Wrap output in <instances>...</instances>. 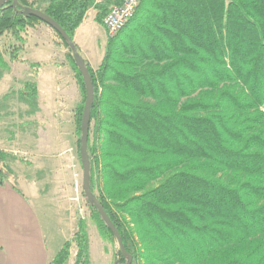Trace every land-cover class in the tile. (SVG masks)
<instances>
[{
	"label": "trees",
	"instance_id": "1",
	"mask_svg": "<svg viewBox=\"0 0 264 264\" xmlns=\"http://www.w3.org/2000/svg\"><path fill=\"white\" fill-rule=\"evenodd\" d=\"M42 1L45 9L19 0L17 10L8 1L0 39L23 42L44 24L21 13L30 8L75 44L91 9L103 26L124 0ZM70 58L83 94L75 115L81 161L86 86ZM87 67L95 91L90 185L132 264H264V0H141L108 38L101 65ZM25 88L36 103L37 84ZM9 158L0 150L1 186L15 178ZM90 206L102 238L118 242ZM73 246L74 264H91L84 226L49 264H67Z\"/></svg>",
	"mask_w": 264,
	"mask_h": 264
},
{
	"label": "rangeland",
	"instance_id": "2",
	"mask_svg": "<svg viewBox=\"0 0 264 264\" xmlns=\"http://www.w3.org/2000/svg\"><path fill=\"white\" fill-rule=\"evenodd\" d=\"M27 1L36 8L46 7L42 0ZM95 18L96 11L91 9L78 32L75 43L83 59H85V48H94L96 53L94 62L97 65L102 62L109 36L105 27L98 24ZM34 28H29L22 35L23 42L17 41L10 33L0 39L3 59L0 63V74L13 72L7 63H20L24 57L38 65L31 72L26 68L27 71L24 73H17L19 80L15 79L9 84L6 101L13 106L7 112L6 118L0 117V138L7 141L18 134L24 138V142L20 145L22 149L18 150L22 154H9L7 165L21 178L37 183L42 194L47 193L50 196L51 211L53 210L56 215L57 230H61V233H57L56 226H50L42 213L41 223L52 255L56 256L61 250L62 238H66V241L72 240L79 227L84 226L89 236L91 264H121L118 242L102 238L93 218V209L83 190V169L78 148L80 137L75 116L77 109L83 103V94L70 58L73 51L64 45L53 30L59 45L50 42V45H46L45 52L40 50L41 52L37 51L30 56L23 54L27 33ZM47 60L48 65L45 64ZM14 72L16 74L15 70ZM23 76L32 77L33 82L38 78L41 94H38L36 103L32 102L36 104L35 107L22 95L26 90V83L21 78ZM48 82H50L49 89L44 86V83ZM3 90L4 88L2 92ZM42 103H48L50 111L44 107L42 111L39 110L37 104ZM18 105H23L26 110L20 108V111H16ZM94 195L99 196L97 190ZM76 254L77 249L73 246L72 256L67 264L75 263Z\"/></svg>",
	"mask_w": 264,
	"mask_h": 264
},
{
	"label": "crops",
	"instance_id": "3",
	"mask_svg": "<svg viewBox=\"0 0 264 264\" xmlns=\"http://www.w3.org/2000/svg\"><path fill=\"white\" fill-rule=\"evenodd\" d=\"M80 28L75 35L76 43ZM27 34L28 37L26 38V45L23 50V54L27 56L40 50L43 52L47 51L45 48L46 45H50V42H55L59 45L56 34L47 25H37L34 29H30ZM84 53V61L86 64L94 69L101 65L102 62L95 65L94 58L96 53L94 48H85ZM23 60L26 62H13V64L6 62L13 72L0 74L1 118H6L7 112L10 111L13 106L6 101L9 95V84L15 79L19 80V75L17 73L22 74L27 70L30 72L33 71L31 67L33 63L29 58L24 57ZM48 63L47 60L45 64L48 65ZM21 78H23L22 80L25 81V83L33 82L31 81L32 77L24 78L23 76ZM33 83L37 84L39 94H41L38 78H36ZM49 83L50 82L47 84L44 83V86L46 85L45 88L47 87L49 89ZM2 88H4L3 92ZM47 105L48 103L37 104V108H40L39 110L42 111V107H44L47 111H50V107ZM28 107L32 108L30 105H28ZM16 108V111H20V108L26 110L23 105H18ZM23 142L24 138L20 137L18 134L10 137L7 141L0 138V150L9 154L21 155L22 152L18 150L22 149L20 145ZM11 170L15 178L11 183H7L4 186L0 185V264H49L55 256L50 253L47 246L45 232L41 223V213L43 217H46L50 226H56L57 230L58 224L56 222V215L53 210L51 211L52 205L49 200L50 196L47 193L42 194L37 183L21 178L16 171L12 168ZM44 211L45 213H43ZM57 233L60 234L61 230H57ZM61 241H63V247L66 238H62Z\"/></svg>",
	"mask_w": 264,
	"mask_h": 264
},
{
	"label": "water",
	"instance_id": "4",
	"mask_svg": "<svg viewBox=\"0 0 264 264\" xmlns=\"http://www.w3.org/2000/svg\"><path fill=\"white\" fill-rule=\"evenodd\" d=\"M8 1H12L11 6L16 10L22 7L19 3V0H0V11ZM21 13L35 17L45 25L49 26L60 37H62V39L70 46L71 50L73 51L76 64L78 66V69L82 75V78L86 86V100H85L84 112L82 116V127H81L82 137L80 144L81 164L83 169L84 194L88 202L95 206V208L98 210L99 214L101 215L102 219L106 222L107 226L111 229V231L117 238L120 251L122 255L128 259V264H132L133 257L127 253L117 228L113 224L112 220L110 219V217L108 216L107 212L102 207L98 199L94 196L90 185L91 171H90V161L88 157V141H89V131H90V122H91V112L94 105L95 91H94L92 77L90 75L87 64L84 61V59L80 56L77 46L74 44V42H72V40L67 35V33L61 28V26L57 22H55L53 19L47 16L43 11L29 8V9H24L23 11H21Z\"/></svg>",
	"mask_w": 264,
	"mask_h": 264
},
{
	"label": "built area",
	"instance_id": "5",
	"mask_svg": "<svg viewBox=\"0 0 264 264\" xmlns=\"http://www.w3.org/2000/svg\"><path fill=\"white\" fill-rule=\"evenodd\" d=\"M141 0H124L121 6H117L104 18L103 26L110 38L121 33L134 18Z\"/></svg>",
	"mask_w": 264,
	"mask_h": 264
}]
</instances>
